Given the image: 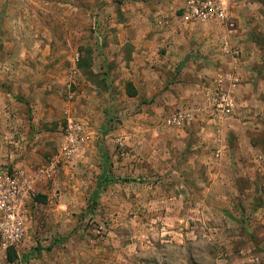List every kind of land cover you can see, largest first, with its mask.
<instances>
[{"label": "rangeland", "instance_id": "1", "mask_svg": "<svg viewBox=\"0 0 264 264\" xmlns=\"http://www.w3.org/2000/svg\"><path fill=\"white\" fill-rule=\"evenodd\" d=\"M82 1L76 9L67 0H0V172L22 169L37 189L24 241L6 247L0 237V264H264V116L242 129L244 141L231 139L224 186L207 165L180 162L189 148L172 147V113L128 94L133 84L115 61L121 52L103 60L93 48L104 30L131 26L123 2L94 0L83 10ZM255 1L237 31L246 29L245 51L264 84V0ZM245 51L228 54L240 61ZM38 92L39 146L18 165L21 145L10 159L4 110L11 99L35 107ZM169 153L181 176L168 171ZM132 155L140 168L124 172ZM101 167L111 177L95 190ZM131 176L133 190L120 181Z\"/></svg>", "mask_w": 264, "mask_h": 264}, {"label": "crops", "instance_id": "2", "mask_svg": "<svg viewBox=\"0 0 264 264\" xmlns=\"http://www.w3.org/2000/svg\"><path fill=\"white\" fill-rule=\"evenodd\" d=\"M93 1L83 0L85 6L81 5L80 9H87ZM118 1L123 2L122 10L124 16L131 20V26H119L115 32L104 30L100 34V43L93 46L94 50L99 48L104 51L103 60L110 58L107 56L111 51L121 52L122 56L115 61L124 71L123 74L129 75L136 91L133 98L147 99L148 104L143 106L148 107L149 111L167 114L183 110L190 115L191 122L186 126L167 128L172 133V147L176 145L184 151L183 147L187 146L189 150L182 154L180 162H185L190 167L196 163L207 165L209 179L224 186L227 175V166L224 163L230 159L228 153L232 149L231 139L237 137V141H244L246 134H243L242 129L260 125L258 120L264 116V84L253 67L255 57L246 52V29L239 28L228 38L225 27L218 22L183 23L179 18V11L186 0ZM67 2L73 3L71 6L79 9L77 4L81 0ZM224 2L236 21L254 16L247 8L246 11L243 10L247 2L253 0ZM100 10L103 11L102 7ZM226 42L229 49L246 50L240 61L223 50ZM127 51L130 53V60L123 61ZM107 61L114 64L111 60ZM100 66L104 71L106 64L102 63ZM233 70L241 74L242 84L235 91L237 106L234 115L226 118L214 114L208 106L207 91L216 87L218 81ZM110 74L113 75L112 71ZM36 95V102H33L35 107L31 104L24 108L23 103L11 99L10 106L4 110L8 130L6 140L12 144V149L8 150L10 159H14V150H18L17 146L21 145L18 155L21 159L16 160L18 165L27 166L30 163V159H27L29 152L39 146V92ZM153 99L155 101H151ZM32 111L37 121L29 117ZM246 119L249 121L242 123ZM243 124L249 126L243 127ZM147 127L153 128L150 124ZM137 129L134 127L135 131ZM189 137L191 142L187 140ZM166 159L171 164L167 170L181 176L179 169L172 166L176 162L174 156L169 153ZM85 161V169L91 175L96 160L91 157ZM139 164L138 156L132 155L122 162L120 169L124 172L138 171ZM99 172L95 190H104L111 176H108L106 167H101ZM123 178L120 181L133 190L135 178L126 181ZM174 225L181 224L176 222Z\"/></svg>", "mask_w": 264, "mask_h": 264}, {"label": "built area", "instance_id": "3", "mask_svg": "<svg viewBox=\"0 0 264 264\" xmlns=\"http://www.w3.org/2000/svg\"><path fill=\"white\" fill-rule=\"evenodd\" d=\"M183 23L218 22L222 24L228 38L237 32V21L229 12L224 0H186L179 11ZM226 53L241 51L229 49L228 42L223 45ZM242 84L241 74L237 70L229 72L220 79L211 91H207L208 106L214 114L222 117L234 115L237 98L236 89ZM190 115L183 110L173 112L167 123L173 127H184L191 122ZM71 138V142H73ZM36 181L27 176L22 169L0 172V237L4 246L18 247L25 239L31 226L29 204L36 196Z\"/></svg>", "mask_w": 264, "mask_h": 264}, {"label": "trees", "instance_id": "4", "mask_svg": "<svg viewBox=\"0 0 264 264\" xmlns=\"http://www.w3.org/2000/svg\"><path fill=\"white\" fill-rule=\"evenodd\" d=\"M130 96H135L136 95V91L134 90V88H132V90L130 91L129 90V93H128ZM15 254L16 252L13 250V248H11L9 250V259L12 261L15 257Z\"/></svg>", "mask_w": 264, "mask_h": 264}]
</instances>
